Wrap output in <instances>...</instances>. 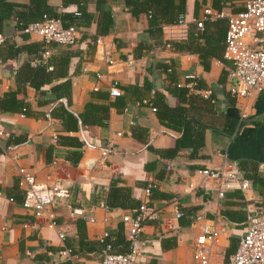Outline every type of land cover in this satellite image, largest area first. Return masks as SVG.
Wrapping results in <instances>:
<instances>
[{
  "label": "crops",
  "instance_id": "1",
  "mask_svg": "<svg viewBox=\"0 0 264 264\" xmlns=\"http://www.w3.org/2000/svg\"><path fill=\"white\" fill-rule=\"evenodd\" d=\"M6 1L13 11L0 26L4 37L0 97L21 89L16 97L27 104V112L24 117L0 114V126L26 137L23 144L8 150L2 148L6 138L0 139V264H100L104 239L115 243L114 252L126 251L119 244L127 240L120 233L125 227L122 217L144 201L156 214L139 235L138 264H192L194 241L203 226L220 230L214 257L227 260L245 233L247 215L264 214V95L247 101L230 93L231 64L223 59V38L212 36L208 48L216 55L205 59L199 55L206 48L204 40L189 44L184 40L187 23L200 21L207 8L224 14L204 20L216 23L207 34L221 26L223 37L227 16L242 10L246 0H185L184 24L162 30L164 41H184L169 48L150 37L147 12L134 16L126 0H85L90 25L78 29L72 47L20 35L16 23L28 20L34 0ZM46 4L56 14H71L78 8L74 3L62 6V0H46ZM102 12L110 15L112 27L107 35L97 36L103 42L97 47L90 37L96 35ZM82 32L89 37L82 39ZM44 51H49L48 56L43 57ZM66 56L69 62L63 66L61 59ZM41 64L46 65L39 88L44 95L28 83L39 85V76L34 75ZM15 72L26 82L19 85ZM66 81L71 83V105L66 99L62 102L68 110L79 115L87 106L107 108L106 119L80 126L78 132H66L58 120L50 121V89ZM189 83L194 86L188 88ZM111 85L120 96H110ZM183 85L188 92L181 90ZM203 91L210 92L208 98ZM154 103L159 105L155 112ZM244 107L247 116L241 119ZM184 127L189 130L187 147H178ZM107 145L110 152L104 156L102 147ZM224 159L237 164L249 190H227L219 198L210 183L194 179L196 188L185 192L193 171L217 167ZM20 167L30 170L39 185L58 181L67 186L68 197L54 207L55 228L22 208ZM112 180L117 181L123 208L105 204ZM74 209L82 215H74ZM64 251L69 253L62 255Z\"/></svg>",
  "mask_w": 264,
  "mask_h": 264
},
{
  "label": "built area",
  "instance_id": "2",
  "mask_svg": "<svg viewBox=\"0 0 264 264\" xmlns=\"http://www.w3.org/2000/svg\"><path fill=\"white\" fill-rule=\"evenodd\" d=\"M208 17L223 18L224 14L212 13L209 8L204 9L203 18L196 23L197 27L202 28L203 21ZM184 22V18L180 16L174 25H182ZM23 33L37 36L45 44L54 43L64 47L74 46L79 38L76 27H63L60 19L49 16L26 25ZM3 41L4 37L0 34V45ZM102 44V38L96 39L97 47ZM165 47L169 48L170 45L166 44ZM48 54L49 51H44L43 57ZM223 59L231 64L228 72L231 81L230 93L236 99L248 101L254 96L264 95V0H246L242 10L227 16ZM108 63L112 65L111 60H108ZM193 86L194 83L187 85L188 88ZM109 93L112 97L120 96V90L115 85H111ZM201 94L208 98L210 92L203 91ZM152 111L155 112V108H152ZM246 116L244 107L240 117L244 119ZM21 117H24V114ZM2 135L0 131V137ZM110 148V145H107L102 154L107 156ZM17 172L18 187L23 192L22 208L30 211L35 220L43 219L49 228H55L54 207L68 197L67 186L58 181L51 185H39L30 170L20 167ZM191 178L185 192L196 188L194 179L210 183L219 198H223L227 190L236 189L244 193L250 188L249 181L241 176L237 164L225 159L217 167L193 171ZM154 187L149 186L145 190L146 195H149L150 188ZM101 206L106 208L105 204ZM73 214L82 215V211L74 209ZM155 214V209L144 201L138 208L132 210L131 214L123 216L128 251L114 253L107 244L100 264H138L141 256L139 235L145 223L154 219ZM180 216L178 212L176 217ZM59 236L63 238L62 234ZM219 237L220 230L216 226H203L194 241L192 264H264V214H248L245 233L240 237L235 252L222 262L216 261L214 257V248ZM68 253L69 251H64L61 254Z\"/></svg>",
  "mask_w": 264,
  "mask_h": 264
},
{
  "label": "trees",
  "instance_id": "3",
  "mask_svg": "<svg viewBox=\"0 0 264 264\" xmlns=\"http://www.w3.org/2000/svg\"><path fill=\"white\" fill-rule=\"evenodd\" d=\"M85 0H62V6H65L67 4H76L78 6L77 10L74 11V13L68 14V13H53L51 8L48 7L46 4V0H34V12L28 17V20H19L17 21V30L20 33V35H25L23 33V29L26 25L34 22H39L43 19L44 16H49L53 18H58L62 21L63 27L68 26H74L77 29L79 28H88L91 21V14L87 11L86 7L84 6ZM73 2V3H72ZM126 3L133 7L132 14L136 16L139 12L146 11L149 16V23H148V32L150 37H153L156 39V43H162L165 47L166 44H169L170 47L176 46L177 44H183L182 42L187 41V43L192 42H198L199 39L204 40L206 42V48L203 51V54L199 53L200 58H204L207 55H216L215 52L209 50L208 44L212 38L213 35H217L218 38H223V48L225 44V34L227 30V24H226V30L222 37L221 34V26L216 28V31L214 30L213 33L207 34V32L213 28V26L216 24L205 22L203 23L202 28H198L197 24L189 25L188 24V38L184 41H178V42H169L164 41L162 36V30L165 26H170L176 24L178 18L182 16L185 21L184 13V6H185V0H179V3L177 5L174 4V0H147L143 3H138L137 0H126ZM138 7V8H137ZM136 9V10H135ZM138 9V10H137ZM13 11V5L8 3L6 0H0V26L2 22L8 18H10ZM101 19L97 23V31L96 35L90 37L92 40V43L96 41L97 36L99 35H107L108 30L112 27V20L108 13L102 12ZM227 23V22H226ZM1 29V27H0ZM88 35L83 34L82 32V39L88 38ZM4 42V41H3ZM77 43V42H76ZM3 44V43H2ZM63 56V55H62ZM69 62V58L66 56V58L61 59V63L63 66L67 65ZM164 70L167 69L166 66L162 67ZM39 70H36L39 74H35L34 76H39V85L34 84L32 81H28L29 84L34 85L36 87V90L38 92V95H44L43 91H40V87L44 84L45 81V70L46 65L41 64L38 67ZM35 71V72H36ZM31 75V74H30ZM18 84L26 82V80L19 79V73L15 72L14 74ZM47 81V80H46ZM191 82V81H190ZM181 90L183 92H188V89L186 88V85L181 86ZM21 89L15 90V91H8L5 94H3L0 97V114L1 113H18L20 116L22 114H26L27 112V104H25L22 100L17 99V94L21 92ZM51 93V102L52 107L48 112V119L50 121H53L54 119L58 120V122L62 125L64 131L66 132H78L80 130V126L82 128H85L86 126L100 124L102 120L106 119L107 117V108L104 109H96L91 106H87L83 113L76 115L72 111L68 110L63 102L62 99L67 100L68 106L71 105V83L70 81H66L62 85L56 86L52 89H50ZM161 100H159V103ZM155 111L158 109L157 104ZM0 131H2L3 135L1 138H6L5 143L3 144V149H10L13 146H18L23 144L26 141V137L10 134L8 130L0 126ZM182 135L180 137V140L178 141V147H187V141H185L186 136L189 134V130L187 127H184V129L181 131ZM61 138L58 137L56 140V144L61 143ZM102 149H106L105 147H102ZM52 149H48V154H51ZM1 153V151H0ZM47 161L49 160V157L46 158ZM117 181L112 180L110 182L109 188H108V194L106 199V205L108 207H121L125 206L123 205L119 199L120 194L117 190H120L119 188H116ZM152 189L150 188V191ZM153 192V191H152ZM128 197V196H127ZM13 200V199H12ZM248 216V215H247ZM247 222V217H246ZM246 222H245V229H246ZM124 227L120 228V233L125 234ZM126 236V235H125ZM122 237V235H121ZM109 244L111 246V251H113L114 242L110 239H104L102 241L103 249L106 248V245ZM119 244H121L123 247H126V251H128V241L122 240ZM125 251V252H126ZM125 252H114V253H125ZM104 253V252H103ZM103 256V254H102ZM101 256V258H102Z\"/></svg>",
  "mask_w": 264,
  "mask_h": 264
},
{
  "label": "water",
  "instance_id": "4",
  "mask_svg": "<svg viewBox=\"0 0 264 264\" xmlns=\"http://www.w3.org/2000/svg\"><path fill=\"white\" fill-rule=\"evenodd\" d=\"M63 102H65V100H63Z\"/></svg>",
  "mask_w": 264,
  "mask_h": 264
}]
</instances>
